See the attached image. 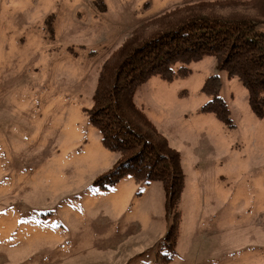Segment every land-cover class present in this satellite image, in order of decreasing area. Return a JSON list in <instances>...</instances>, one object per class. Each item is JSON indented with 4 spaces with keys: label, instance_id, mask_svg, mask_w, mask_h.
<instances>
[{
    "label": "rangeland",
    "instance_id": "1",
    "mask_svg": "<svg viewBox=\"0 0 264 264\" xmlns=\"http://www.w3.org/2000/svg\"><path fill=\"white\" fill-rule=\"evenodd\" d=\"M98 1L0 0V264H264V120L214 57L192 64L186 80L152 78L135 96L181 156L177 212L158 182L94 188L119 156L85 112L103 66L142 24L184 6L194 7L184 18H211L263 1ZM255 11L251 21L262 22ZM214 75L233 128L201 113ZM171 229L167 259L157 245Z\"/></svg>",
    "mask_w": 264,
    "mask_h": 264
},
{
    "label": "trees",
    "instance_id": "2",
    "mask_svg": "<svg viewBox=\"0 0 264 264\" xmlns=\"http://www.w3.org/2000/svg\"><path fill=\"white\" fill-rule=\"evenodd\" d=\"M260 2L263 7L256 11L264 12V0L214 3L236 7ZM98 4L105 9L103 0ZM193 8H176L136 28L103 66L93 108L85 111L99 131L104 149L119 156L118 164L99 178L94 188L108 191L127 177L137 184L158 182L165 190L170 213L179 210L186 187L181 156L158 134L144 109L136 105L139 88L152 78L168 83L186 80L192 74V64L214 57L218 68L229 78L238 79L248 91L253 114L264 120V17L262 22L251 21L256 17L255 10L221 16L215 13L211 18L182 17ZM169 20L172 21L167 24ZM202 93L209 101L201 113L213 115L224 126L233 128L231 110L221 96L220 77L210 76ZM179 216L175 213L174 218L180 224ZM171 233L172 229L157 245L167 250L163 255L167 259L175 255L177 233L174 238Z\"/></svg>",
    "mask_w": 264,
    "mask_h": 264
}]
</instances>
